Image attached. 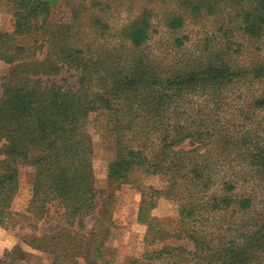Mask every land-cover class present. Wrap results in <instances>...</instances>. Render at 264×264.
Here are the masks:
<instances>
[{
    "label": "trees",
    "instance_id": "1",
    "mask_svg": "<svg viewBox=\"0 0 264 264\" xmlns=\"http://www.w3.org/2000/svg\"><path fill=\"white\" fill-rule=\"evenodd\" d=\"M0 1L10 6L0 60L11 67L0 76V226L58 218L59 230L21 241L49 264H97L84 235L98 196L85 126L105 112L116 134L107 181L137 170L166 181L142 191V249L128 264H264V94L245 93L264 80V0ZM60 3L67 21L52 18ZM189 25L212 33L192 39ZM160 30L166 46L154 40ZM63 67L76 71L75 87L41 78ZM22 166L33 169L32 190L18 213ZM155 193L176 205L173 216L151 213ZM26 255L19 244L7 252Z\"/></svg>",
    "mask_w": 264,
    "mask_h": 264
},
{
    "label": "rangeland",
    "instance_id": "2",
    "mask_svg": "<svg viewBox=\"0 0 264 264\" xmlns=\"http://www.w3.org/2000/svg\"><path fill=\"white\" fill-rule=\"evenodd\" d=\"M248 5L242 2L239 7ZM234 11L235 8H229L224 16L228 17ZM52 18L59 21H67L69 19L68 6L60 3L53 9ZM9 19L10 6L6 2L0 1V30L8 28ZM230 26L233 25L231 24ZM211 28V25L207 26L206 29H199L197 26L189 25L183 31L190 34L192 39H195L204 33H212ZM169 37V32H161L160 30L154 40L156 42L160 41L162 46H166ZM235 38L241 40L239 36L233 37V40ZM156 42L154 43L155 45H157ZM242 42L246 54H251L255 51L251 42ZM259 46L264 50V42H259ZM10 71V65L0 60V76L8 74ZM41 78L45 81L50 78L69 87L77 85V73L74 69L68 67H63L58 74L42 76ZM1 90L0 79V94ZM245 93L253 96L264 94V80L260 83H254V85L246 89ZM238 102L239 99L232 100L231 110L240 106L241 103ZM262 115L264 113L257 114L258 117ZM85 129L90 135L92 142L91 159L98 196L95 201V210L83 220L84 235L86 240H90L91 252L99 258L97 264H128V259L142 249V237L145 227L136 221V213L141 201L142 191L163 190L166 186V181L161 174L142 173L137 170L134 176L135 179H132L133 181L124 182L119 186L110 184L107 181L106 169L108 163L116 155V134L113 130L112 117L105 112H91L88 115ZM151 151L152 146L144 148V152L149 156L153 154ZM32 172L33 169L29 166L20 167L19 188L11 205L12 210L15 212L23 213L27 209L32 190ZM259 197L260 194L257 195V199H260ZM153 200V205H148L153 215L160 217L174 215L176 205L165 198L163 194L155 193ZM65 225L62 220L54 218L51 221H40L36 230H31L29 227L5 228L0 226V264H49L50 256L47 253L28 247L21 241V238L27 233L48 234L59 230ZM18 244L21 245L25 254L27 253L23 260L7 256V252Z\"/></svg>",
    "mask_w": 264,
    "mask_h": 264
}]
</instances>
